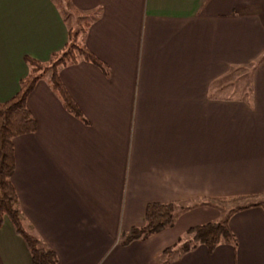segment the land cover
Instances as JSON below:
<instances>
[{"label":"crops","instance_id":"obj_1","mask_svg":"<svg viewBox=\"0 0 264 264\" xmlns=\"http://www.w3.org/2000/svg\"><path fill=\"white\" fill-rule=\"evenodd\" d=\"M0 0V103L77 28L104 69L59 74L82 118L47 79L28 99L38 129L14 140L12 182L29 226L57 264H158L210 201L264 195V0ZM151 203L193 206L176 225L120 246ZM250 204H253L251 202ZM235 213L236 246H201L172 264H264V202ZM0 264H33L8 219Z\"/></svg>","mask_w":264,"mask_h":264},{"label":"trees","instance_id":"obj_2","mask_svg":"<svg viewBox=\"0 0 264 264\" xmlns=\"http://www.w3.org/2000/svg\"><path fill=\"white\" fill-rule=\"evenodd\" d=\"M80 33L78 30H70L66 47L54 54L47 63L26 58L29 73L20 82L19 92L8 102L0 103V229L7 219L11 221L15 232L22 237L29 249L33 264H57L58 257L25 223L18 192L12 182L16 170L14 140L37 132L38 126L28 108V99L37 85L46 79L65 110L76 118H82L78 106L61 80L59 69L76 65L80 61L102 69H104V64L79 41ZM247 199L249 198L217 199L214 200V204L216 202L218 204L236 203ZM214 204L209 202L208 205L213 206ZM257 206H262V204L239 206L231 210L227 215L228 218L223 222H211L190 228L174 246L161 253L158 264H172L201 246L205 247L209 254H213L220 245L235 247L236 238L229 226L230 218L237 212ZM192 208L193 206L181 203L149 204L145 211V225L131 228L122 236L120 246L128 247L135 242H144L167 229H172L178 217Z\"/></svg>","mask_w":264,"mask_h":264},{"label":"rangeland","instance_id":"obj_3","mask_svg":"<svg viewBox=\"0 0 264 264\" xmlns=\"http://www.w3.org/2000/svg\"><path fill=\"white\" fill-rule=\"evenodd\" d=\"M57 1V3L58 4H60V2H61V4H64L65 5V3L66 2H68L67 0H56ZM68 15H70V16H72L71 17V20H72V22L73 23H75V24H77L78 26H77V28H74V31L76 30H78L79 32H82V30H84L83 29V27H82V19L81 18H79V15H75V14H68ZM49 78V77H48ZM251 202H253V204H256L257 202H264V195L262 196V197H260V198H258V199H254V200H244V201H240V202H236V203H233V202H226V203H222V204H218L217 202L214 204V201H210V203L211 204H214V205H216V206H214V207H217V208H221V210H223L224 212H223V219L221 220V221H218V222H223V221H225L227 218H228V213L231 211V210H235L237 207H239V206H243V205H247V204H250ZM218 205V206H217ZM164 232V231H163ZM160 234V233H159ZM165 251V250H164Z\"/></svg>","mask_w":264,"mask_h":264}]
</instances>
